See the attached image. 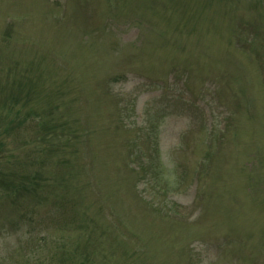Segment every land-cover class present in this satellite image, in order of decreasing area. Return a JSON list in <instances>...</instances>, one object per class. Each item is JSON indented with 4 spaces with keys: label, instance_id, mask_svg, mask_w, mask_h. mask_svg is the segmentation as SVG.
<instances>
[{
    "label": "rangeland",
    "instance_id": "rangeland-1",
    "mask_svg": "<svg viewBox=\"0 0 264 264\" xmlns=\"http://www.w3.org/2000/svg\"><path fill=\"white\" fill-rule=\"evenodd\" d=\"M86 4L0 0V113L30 80L83 136L71 168L72 143L0 122L1 169L50 184L36 210L0 202V263L264 264V0H97L81 44Z\"/></svg>",
    "mask_w": 264,
    "mask_h": 264
},
{
    "label": "trees",
    "instance_id": "trees-1",
    "mask_svg": "<svg viewBox=\"0 0 264 264\" xmlns=\"http://www.w3.org/2000/svg\"><path fill=\"white\" fill-rule=\"evenodd\" d=\"M97 0H87V4L83 7H85V16L86 19L80 22V24L87 23L91 18L97 19L98 22L96 25V28L98 27V30L96 31V28L92 31H79L77 33L69 32L65 28V32L69 33V38L73 42H80L81 44L88 41H94L99 40L102 36L98 37V31L102 28L101 26V20H102V14H106L104 12H101V8H99L96 5ZM109 2H113L114 5L112 6V10H119L118 4L120 0H106ZM108 10V8H107ZM106 10V11H107ZM55 22L58 23L57 27L60 25L61 20H63L62 16H54ZM67 18H64V20ZM13 23V21L11 22ZM56 26V25H55ZM104 34V33H103ZM53 36H55V33L53 32ZM87 42V43H88ZM86 43V44H87ZM83 48V47H81ZM119 79V78H116ZM105 83L108 84L106 80L101 79L97 82L98 84ZM19 90L24 92V97L22 98L21 95H19ZM32 82L29 81H22L19 83V85L16 88V92H11L8 94L7 101L5 102L4 108H2V111L0 113V122L3 123L4 127L8 126L11 129L16 130L17 126L20 123V116L25 117V114L28 116V121L32 122L33 126L37 127V129L40 131V142H43L45 140V149L48 151H54L59 150L66 146L68 143H72V145L75 148V154L72 158L68 159H61L60 157L59 161H62L61 163L64 164H70L71 168H73L77 163V147L80 143H83L80 139H82V134L79 136L75 131L69 132L68 134L65 133L64 136H61L60 133L57 132V127H62L68 122H70L67 119H63L56 123L53 119V109L56 107L55 104L49 105L48 108H45L41 113H38L36 106L34 103H32V96L31 93L33 92ZM82 98V97H81ZM120 109V105L118 106ZM124 110V109H122ZM121 111V109H120ZM120 111H118L120 113ZM112 113L114 114V111L112 110ZM26 121V117H25ZM68 121V122H67ZM121 122V121H120ZM156 125V123H154ZM14 126V127H13ZM44 127L42 129V127ZM156 128V127H155ZM150 131V133H152ZM80 133V132H79ZM56 138L60 141L59 144L56 145ZM73 139V140H72ZM7 142L4 139H0V202L5 200L8 201L9 204L6 206L3 210L9 209L10 205L20 207L21 210H36L37 209V203L39 202V199L47 195V191L50 189L49 179L48 177H42V176H30L24 173H18L15 172L16 170H7L5 172L1 169V164L3 163V158L6 157L5 160H10V157L7 158V154L4 153V151H10L11 153L19 152V150L8 148ZM12 155V154H11ZM66 161V162H65ZM75 163V164H72ZM161 165V163L157 162L156 165H154V170L152 174H144V177L141 178V182H149L158 177L159 170L158 166ZM9 169V168H8ZM9 171V172H8ZM134 171V170H133ZM13 173V174H12ZM150 173V172H149ZM25 179H23V177ZM150 176V177H149ZM18 177H22L18 178ZM163 188L160 187V191ZM53 190V189H51ZM55 194V193H54ZM48 196V195H47ZM21 221V220H20ZM19 221V223H20ZM14 223V231L19 230L23 227L22 224H15ZM68 260L70 262H65L64 264H74L73 261H76V259L80 258L79 253L75 250H68ZM1 261V260H0ZM0 264H6V263H0ZM77 264H83V260L79 261Z\"/></svg>",
    "mask_w": 264,
    "mask_h": 264
}]
</instances>
